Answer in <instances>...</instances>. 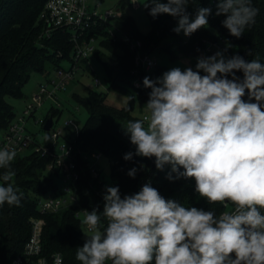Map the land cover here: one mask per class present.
<instances>
[{
	"label": "clouds",
	"instance_id": "9594fccd",
	"mask_svg": "<svg viewBox=\"0 0 264 264\" xmlns=\"http://www.w3.org/2000/svg\"><path fill=\"white\" fill-rule=\"evenodd\" d=\"M149 3L153 18L160 14L177 18L173 31L185 36L208 26L212 11L200 7L190 20L189 0ZM258 13L252 0H218L215 14L224 15L223 26L239 38L255 24ZM236 71L243 72V80ZM143 85L151 89L147 114L124 127L136 146L135 154L155 157L158 170L170 165V180L172 173L177 179H194L195 191L209 204L233 207L217 215L166 200L150 184L123 198L118 187H108L102 211L107 226L101 230L100 212L85 211L82 223L90 234L77 248L76 260L80 264H264V64L239 55L226 58L218 51L199 58L195 71L173 68L156 81L145 77ZM16 155L14 149H0V169L5 170L0 175V206H20L23 198L13 182L11 164ZM132 155L124 159L131 160ZM135 173L133 168L128 175ZM54 264H63L59 253L54 254Z\"/></svg>",
	"mask_w": 264,
	"mask_h": 264
},
{
	"label": "trees",
	"instance_id": "16d2710c",
	"mask_svg": "<svg viewBox=\"0 0 264 264\" xmlns=\"http://www.w3.org/2000/svg\"><path fill=\"white\" fill-rule=\"evenodd\" d=\"M47 1H0V132L5 133L17 119L9 98L24 96V88L34 72H56L64 61L71 62L74 59V42L68 30H56L51 37L43 34L44 26L40 15ZM96 1L100 4L106 0ZM217 2L218 0H189L187 12L190 19L195 18L200 7L210 8L212 11L208 16V26L191 34L187 42L181 41L179 34L173 31L178 23L177 18L167 14L153 18L149 14V0H145L143 4L150 22L147 34H142L135 18L125 12L130 0H122L118 7L122 15L117 23L101 20L85 35L86 38H101L100 48L96 49L95 55L105 70L108 90L124 93L131 99L128 107L117 108L107 102L106 92L88 90L84 96L75 94L78 104L89 113L75 142L88 152H103L110 165V183L112 187L119 188L121 198L138 193L142 180L151 178L153 187L166 200L211 210L217 215L227 210L222 204H209L205 198L200 197L195 191L194 179H177L176 174L172 173L173 179L170 180V165L158 170L155 157L136 155V146L130 142V134L124 128L129 120L137 119L132 114L134 104L138 101L141 106H146L149 100L151 89L144 87V78L156 81L161 74V68L149 73H135V52L131 47L137 40L142 42L146 53L165 50L174 59L184 57L191 62L199 57L210 42H215L228 53L229 58L239 55L248 62L258 59L264 64V0H252V5L259 9V13L255 24L247 27L239 38L232 36L223 26L222 21L226 17L215 14ZM59 53L62 55L59 56ZM89 59L83 61L82 68L91 69ZM235 75L243 80L242 71H236ZM243 99H249L247 90ZM50 113L54 117L60 115L59 109H52ZM43 131V136L49 142V131L44 128ZM128 153L133 154L131 160L124 159ZM49 162L48 158L35 154H17L11 164V169L15 172L14 186L23 193V198L20 206H0V264H12L17 256L24 253L31 237L32 223L37 218L45 221L42 229V255L51 259L54 254L60 253L64 257V264H80L75 258L76 251L86 240L82 230L83 218L77 216L78 207L71 205L47 213H41L39 209L40 199L59 190L56 184L58 176L49 170ZM133 168L136 173L131 177L128 173ZM4 171L0 169V175ZM101 187L90 176L78 183L81 206L100 212L98 214L101 216L103 230L108 222L102 213L104 200L97 194Z\"/></svg>",
	"mask_w": 264,
	"mask_h": 264
},
{
	"label": "built area",
	"instance_id": "2783aa9c",
	"mask_svg": "<svg viewBox=\"0 0 264 264\" xmlns=\"http://www.w3.org/2000/svg\"><path fill=\"white\" fill-rule=\"evenodd\" d=\"M120 12L108 10L105 14L97 10V6L90 5L89 0H48L41 12L40 20L45 28L44 35L51 37L56 30L69 31L74 42V59L69 67H60L56 70L57 76L47 77L46 82L40 85L39 91L34 95L33 101L27 105L23 114L10 125L9 129L0 138V149L5 147L14 149L17 154H35L42 158H48L49 170L56 176H62L65 186L58 192H53L39 200L41 213L59 211L60 209L75 205L78 207L77 216L85 217V211L91 212L88 208L82 207L80 195L78 193V183L84 177L90 176L92 181L102 185L97 191L102 199L111 183L104 178L99 163L104 157L103 152H88L74 141L59 145L57 141L64 136L63 129H55L54 125L49 131L50 141L42 135L38 138V132L29 125L34 118L36 124L41 121L44 128L46 118H38V112L44 107L45 103L53 98H57V92L65 89L73 81L81 70L83 61L90 58L97 47L93 44L97 39L94 37L86 38V33L101 20L109 21L116 18ZM191 36V35H190ZM132 50L135 52V73H149L153 71L155 63L151 53L143 51L140 40L133 42ZM212 52V50L209 48ZM62 54L59 53V56ZM96 83L100 81L96 79ZM138 85V83H137ZM66 125L75 126V121L70 119ZM145 184L153 187V179H143L140 190ZM45 224L44 219L37 218L32 223V233L28 240L24 253L17 256L12 264H39L43 259L46 264H54V256L49 259L42 255V229ZM60 254V253H59ZM62 256V254H60ZM63 257V256H62ZM233 258L234 255H233ZM64 264V257H63Z\"/></svg>",
	"mask_w": 264,
	"mask_h": 264
},
{
	"label": "rangeland",
	"instance_id": "374dc122",
	"mask_svg": "<svg viewBox=\"0 0 264 264\" xmlns=\"http://www.w3.org/2000/svg\"><path fill=\"white\" fill-rule=\"evenodd\" d=\"M122 0H106L103 3L98 4L96 0H89L90 5L93 7L97 6V10L99 12H103L104 14L108 10L116 11L120 5ZM145 0H130V3L126 5L125 12L132 15L141 31L142 34H147L150 30V22L147 16V13L143 7ZM122 12L116 16V18H111L110 21L112 23H117L118 19L121 17ZM192 20V19H190ZM45 31V28H44ZM44 34V32H43ZM179 37L181 41L187 42L190 36H185L181 31L179 33ZM101 38H97L93 44L100 48ZM212 50V52L209 50ZM223 52L226 58L228 57V53L222 48L220 45L215 42H210L206 49L201 51L199 57L196 58L194 62H191L189 59L184 57L172 58L171 54L165 50H154L151 52V57L155 63V67L153 71L157 68H161V78L163 74L173 68H180L182 71L191 67L193 70L196 68V64L198 59L201 57H209L215 55L216 52ZM91 69L82 68L77 73L75 79L71 81L67 87L61 91L57 92V98H53L48 100L44 107L38 112V118H46L52 109H59L60 115L55 117V129H63L64 136L60 138L57 143L59 145L63 143H72L74 141L83 126L85 125L89 113L88 111L80 106L75 98V94H80L84 96L88 90H95L98 92H106L107 93V102L117 108H126L130 105V98L128 95L117 92V91H109L108 90V82L106 81V73L103 67L101 66L99 60L96 55L93 54L90 57ZM63 67H69L70 62L64 61ZM203 72H201V75ZM57 76L55 71L52 72H34L26 84L24 88V96L22 98H9V102L14 106L17 117H20L23 114L24 109L33 101L34 95L39 91L40 85L46 82V77L54 78ZM96 79L100 81V84L96 83ZM78 107H80L78 109ZM146 106H141L140 102H136L133 108V116L137 119H142L147 113L145 111ZM73 119L75 121V126L68 127L66 123ZM29 125L33 127L34 130L38 132V138L42 139V135L44 134L43 126L41 121L36 124V119H32L29 122ZM4 135L3 132H0V138ZM28 154V153H27ZM99 170H101L102 175L109 182H111V170L108 159L103 157L99 163ZM56 184L59 189H63L65 186L64 180L62 176H59L56 180ZM233 206L229 204L227 210H231ZM83 237L86 240L88 233L87 226L84 225L83 228ZM102 230V229H101Z\"/></svg>",
	"mask_w": 264,
	"mask_h": 264
},
{
	"label": "water",
	"instance_id": "95a60500",
	"mask_svg": "<svg viewBox=\"0 0 264 264\" xmlns=\"http://www.w3.org/2000/svg\"><path fill=\"white\" fill-rule=\"evenodd\" d=\"M1 1V0H0ZM117 12H120V9H117ZM54 125V115L53 113H49L46 123L44 125V130L50 131Z\"/></svg>",
	"mask_w": 264,
	"mask_h": 264
}]
</instances>
